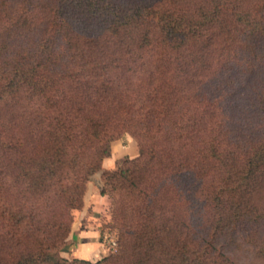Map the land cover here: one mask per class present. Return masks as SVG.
<instances>
[{"label":"trees","instance_id":"16d2710c","mask_svg":"<svg viewBox=\"0 0 264 264\" xmlns=\"http://www.w3.org/2000/svg\"><path fill=\"white\" fill-rule=\"evenodd\" d=\"M41 2L47 13L33 50L4 68L0 41V195L14 197L6 175L31 203L9 200L2 208L0 264H210L206 245L230 238L241 221L264 223V199L261 206L252 201L264 189V92L252 100L259 130L237 145L213 89L197 81V67L185 66L159 88L146 59L161 37L174 51L200 39L204 61L211 60L202 43L208 27L220 44L238 50L264 35V0ZM36 100L46 102L43 109ZM119 133L137 142L139 154L106 170ZM213 170L225 176L218 184ZM100 171V195L111 199L121 227L118 248L95 262L66 259L60 253L72 212L83 209L87 183ZM117 191L138 204L112 199ZM49 197L46 207L39 204ZM140 216L144 238L130 229ZM249 238L264 264V237L243 240Z\"/></svg>","mask_w":264,"mask_h":264},{"label":"rangeland","instance_id":"374dc122","mask_svg":"<svg viewBox=\"0 0 264 264\" xmlns=\"http://www.w3.org/2000/svg\"><path fill=\"white\" fill-rule=\"evenodd\" d=\"M41 1L43 0H0V34H2L1 30L4 32L0 41L2 39L6 41L2 48V55L4 54L2 60L6 63L4 68L16 65L22 59V53L33 50L39 43L41 20L47 13V5H42ZM113 1L120 6L129 7L134 3H150L157 0ZM28 11L32 13L26 15ZM262 16L264 24V9ZM203 35L202 43L209 51L211 60L204 61L206 55L202 50L200 39L191 41L181 51H174L171 48V43L163 42L160 37L156 51L146 56V59L152 62L150 75L159 88H164L166 83L182 76L185 66L197 67L196 74L199 75L197 81L213 89L210 90L211 96L224 109V121L233 135V140L237 145H243L259 130L253 121L256 118L255 110L258 105L252 100L256 92H264V35L261 34L253 40L241 42L238 45V50L237 45L220 44L215 40L210 27L203 30ZM190 46L191 48H189ZM197 56H202V59L193 61V58ZM168 101H179V99L171 96ZM45 105L44 100L34 102L36 108L43 109ZM63 105L67 106V104ZM186 115L189 116L190 113H186ZM109 147L110 156L104 159L105 162L103 161L105 169L113 170L118 163L126 159H133L139 154L137 142L128 133L115 134ZM98 174L101 179V171L91 177H96ZM211 177L218 184L225 176L222 172L216 173L213 170ZM2 178L6 180L7 188L12 187L14 197L10 198L8 193L0 195V212L9 200H13L16 207L31 205L21 197L18 186L9 177L3 175ZM87 184L91 189L87 199V210L81 211L82 213L73 211L72 216L73 219H81L84 223L90 221L98 224L101 232L104 233L101 240L104 242L107 249L106 256H108L118 248L116 243L119 242L121 227L112 218L109 196H101V189H98L91 180ZM125 193L127 197L124 191H117L111 197L112 199H123L126 206L138 204L137 199L134 202V197L130 196L128 192ZM252 197L253 200H251L255 206H261L264 189L257 194H252ZM51 200L49 197L39 204L46 207L48 203L52 202ZM143 223L144 220L140 216V220L138 219L136 224H134V220L131 222L130 229L133 232L134 228L137 229L144 238L146 232ZM196 234L205 237L203 230H197ZM249 234L263 238L264 223L241 221L230 238L224 237L205 246L206 259L210 264H262L261 257L256 254V248L252 244L254 240H250V238L246 241L243 240V237ZM112 241L115 243L114 245H112ZM76 243V239L69 238L68 245L71 248L76 246Z\"/></svg>","mask_w":264,"mask_h":264},{"label":"crops","instance_id":"0c3cea01","mask_svg":"<svg viewBox=\"0 0 264 264\" xmlns=\"http://www.w3.org/2000/svg\"><path fill=\"white\" fill-rule=\"evenodd\" d=\"M104 162H103V168L105 169ZM106 170H110V169H106ZM91 182L98 189L101 188L102 182L100 178ZM89 192H91V189L89 188V185H87V191L84 198V207L81 210L82 212L87 210V204H88L87 199ZM103 235L104 233L101 232L100 227H98V224L91 223L90 221L84 223L81 219L76 220L74 218L71 226V232L69 238L76 239L77 241L76 246H72L71 248L68 245V241H67L68 250L62 251L60 255L68 259L76 258V259L89 260L92 262L100 260L101 258L105 257L107 253L106 252L107 249L104 245V242L101 240Z\"/></svg>","mask_w":264,"mask_h":264},{"label":"water","instance_id":"95a60500","mask_svg":"<svg viewBox=\"0 0 264 264\" xmlns=\"http://www.w3.org/2000/svg\"><path fill=\"white\" fill-rule=\"evenodd\" d=\"M99 178H100V175L98 174V175H96V177H91L90 180L91 181H95V180H97ZM100 189H102V183H101V188Z\"/></svg>","mask_w":264,"mask_h":264},{"label":"built area","instance_id":"2783aa9c","mask_svg":"<svg viewBox=\"0 0 264 264\" xmlns=\"http://www.w3.org/2000/svg\"><path fill=\"white\" fill-rule=\"evenodd\" d=\"M115 243L112 241V245H114Z\"/></svg>","mask_w":264,"mask_h":264}]
</instances>
